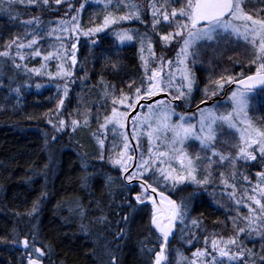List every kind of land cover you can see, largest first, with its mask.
<instances>
[{"label":"snow or ice","instance_id":"1","mask_svg":"<svg viewBox=\"0 0 264 264\" xmlns=\"http://www.w3.org/2000/svg\"><path fill=\"white\" fill-rule=\"evenodd\" d=\"M54 2L59 5L62 0ZM97 2L103 4L105 14L102 22L94 27L82 29L78 15H72L70 20L60 19L55 22V27L45 29L41 18L34 16L21 21L25 28L23 35L13 36L3 45L4 50H0V58L10 60L14 68L23 69L26 75H47L49 80L64 81L63 96L56 106L58 116L64 105V97L69 92L68 84L73 78V68L78 64L77 43H71L69 50L64 41L66 39L79 41L80 36L92 37L125 21L144 22V5L137 0ZM247 2L248 0H162V2L147 0L151 29L159 36L161 44L168 46L177 42L180 45L174 61L165 60L163 54L157 58L153 40L147 33H139L138 30L130 28H121L114 32L116 40L121 44L139 39L143 77L138 86L135 82L127 85L128 93L121 89L119 97L115 96L114 90L109 92L105 84V98L112 97L111 112L104 115L103 122L93 135L101 150L99 157L101 160L104 159L107 129L111 127L113 136L119 135L122 138V147L118 144L113 145L114 154L109 156V163L114 168H119L121 179L126 182L125 186L138 184L139 191L133 197L136 204L144 207L151 205L150 224L161 242L159 250L151 247L141 249L149 255L154 252L150 264H168L167 245L170 237L175 235L178 225L181 239L191 244L192 239L188 236L195 238V233L189 231L186 235V230L198 229L201 224L196 218L188 220L189 200L197 193L189 194L188 198L181 197L179 201L173 199L171 193L177 191L179 186L192 185L206 189L214 183L213 170L217 167L231 169L230 174L219 172V184L237 209L236 214L229 217L232 232L227 237L217 233L205 236V246L192 252L191 259L178 253L177 264H264V255H259L257 260V252L246 246V241L259 238L260 252L264 253V170L255 173L256 183L252 185L249 176L239 172L238 167L241 161L245 164L264 162V125L254 123L249 116L250 97L258 87L264 89V0H258L262 6L252 11L246 10ZM16 4L40 8L49 6L50 0H0V11L8 14L10 18H19L20 14L14 11ZM177 4L178 7L174 6ZM112 5H115V11L108 10ZM84 6L82 3L80 8L83 9ZM121 7L126 9L122 14L119 13ZM161 27L171 30L157 32ZM53 36L57 41L53 45L54 50L42 54L38 44L46 37ZM219 36L235 37L244 41L251 49V58L248 60L249 74L242 71L235 76L221 75L216 79L210 78L204 88L205 100H202L201 104L221 94L226 86L235 85L227 100L223 102L230 103L231 108L221 111L220 104H213L212 107L198 106L194 116L176 113L173 101L188 99L196 83L195 73L189 61L191 60L193 65L196 63L194 57L197 55L198 45L215 41ZM37 57L42 60L40 66L29 68L27 61ZM52 60L57 61L54 73L48 67V62ZM153 64L156 66L153 67ZM116 67L117 65L113 64V68ZM252 67L254 71H251ZM84 79L86 76L81 78ZM36 87L39 88L41 85L37 84ZM57 88H60L59 84ZM14 91L19 94L20 88L17 87ZM164 92L169 94V99L141 103L151 101ZM173 92L176 94L173 95ZM137 107H146L147 112H135L130 116ZM80 115L83 116L82 121L78 119L70 121L73 131L89 123V109H85ZM174 116L179 117L175 122ZM129 120L133 129L131 137L124 131ZM49 123L57 132L68 127L63 118L58 119V124L53 123L51 119ZM226 130L229 135L234 136V141L228 139L220 141L227 146V150H222L217 147V142L219 137L225 135ZM145 135L149 144L148 153L145 156L141 152L137 157L135 153L139 151V141ZM130 139L137 141V144L131 145ZM190 141L199 142L200 151L195 155L187 150ZM238 176L242 177L245 184L251 185L250 191L248 187L243 188V194L239 198ZM111 183L113 177L109 176L106 184ZM161 188L164 190H160ZM241 205L247 209L246 215L240 212ZM38 210L39 199L33 202L31 210L26 215L33 217L38 214ZM77 210L81 218L86 215L78 200L70 212ZM132 210L136 211L135 208ZM123 219L127 223L129 216L126 215ZM105 220L106 217L103 215L96 218L100 223ZM16 235L12 243L22 247L26 255V264H42V258L51 252V245L44 246L47 251L35 246L38 237L37 226L32 225L31 239L28 238V234L20 239H17ZM116 235L124 236L125 230L121 229ZM111 264H118L114 254Z\"/></svg>","mask_w":264,"mask_h":264},{"label":"trees","instance_id":"2","mask_svg":"<svg viewBox=\"0 0 264 264\" xmlns=\"http://www.w3.org/2000/svg\"><path fill=\"white\" fill-rule=\"evenodd\" d=\"M82 3L85 5L83 9L80 8ZM261 6L255 3V7ZM77 9L80 26L84 30L101 23L105 14L103 4L88 0H62L59 5L50 0L49 6L40 8L16 4L14 11L20 14L16 19L0 11V50H4L3 45L13 36L23 35L25 28L21 21L39 16L46 27L52 19H68L77 14ZM108 10L116 9L112 5ZM147 15L144 10V21ZM157 30L163 33L171 29L161 27ZM46 38L39 43L42 53L47 52L49 44L53 43L52 39ZM206 43L207 48L200 50L199 60H195L198 65L193 70L196 83L190 97L192 107L205 100L204 88L210 78L235 76L240 71L249 73L248 61H245L242 52L233 49L238 44L226 39ZM77 44L78 64L73 68L69 92L59 116L56 106L63 96V86L58 89L46 78L26 75L23 69L14 68L10 60L0 58V264H26L22 247L12 241L16 234L17 239L24 238L26 234L31 239L32 225L37 226L38 232L35 246L47 251L44 246L51 245V252L42 258V264H111L113 254L118 264H150L154 252L149 255L141 249L151 247L159 250L161 241L150 224L151 205L144 207L136 204L133 197L139 191L138 184L125 186L126 183L113 174L116 171L107 167V158H99L100 148L93 135L103 122L104 115L111 112L112 97L105 98V84L109 92L114 90L116 97H119L121 89L129 92V83L140 84L143 68L139 49L133 43L119 45L114 27L92 37L81 36ZM173 46L170 45L171 48ZM172 51L173 48L170 53ZM40 64L39 57L27 61L29 68L39 67ZM113 64L117 67L113 68ZM50 65H54V61ZM85 76L86 79L81 80ZM37 84L41 87L37 88ZM17 87L20 88L19 94L14 91ZM223 93L224 90L219 96ZM256 94L254 115L264 125V89L256 91ZM220 100L216 99L213 103ZM178 104L176 107L181 108L179 113L192 112L188 111L191 108L185 109L187 101L181 100ZM85 109L90 110L88 125H81L73 131L71 119L82 121L80 113ZM59 118L65 119L68 127L57 132L49 119L58 124ZM110 137L112 141L113 132ZM109 142L105 144L103 153L110 149ZM199 151L197 148L192 154ZM220 171L231 173L228 167H218L213 170L214 183L206 189L188 185L171 193L176 200L197 193L189 200L188 220L196 218L201 224L198 229L186 230V233L194 232L195 237L200 239L210 233L227 237L232 232L229 217L234 216L237 209L219 184ZM109 176L113 177L110 185L106 184ZM237 181L240 182H237V197H240L243 188L250 187L245 183L242 185L238 178ZM38 199V214L27 216L33 202ZM77 200L86 211L83 218L78 210L70 212ZM239 210L246 215L242 205ZM101 215L106 217L103 223L96 221ZM126 215L129 216L127 223L123 219ZM121 229L125 230V235L117 237ZM256 240L246 246L257 252L258 260L259 255L264 253L260 252L261 241L259 238ZM246 242L249 243V240ZM184 246L181 241L170 243L168 264H177L178 253L185 257L189 255Z\"/></svg>","mask_w":264,"mask_h":264},{"label":"rangeland","instance_id":"3","mask_svg":"<svg viewBox=\"0 0 264 264\" xmlns=\"http://www.w3.org/2000/svg\"><path fill=\"white\" fill-rule=\"evenodd\" d=\"M88 2H93V3H98L97 2V0H88ZM137 2H140V3H143V5H144V10H146L147 11V13H148V15L146 16V20L143 22V23H141L140 21H125V22H121L119 25H117V26H115L114 27V32L115 31H118L119 29H121V28H130V29H136V30H138V32L139 33H147L151 38H152V40H153V46H154V51H155V53H156V56H157V58H159L160 56H161V54H163V56H164V58H165V60H175V58H176V53H177V50L179 49V43H177V42H173V44H171V45H174L172 48H173V51L170 53V49H172L171 47H170V45H168V46H164V45H162L161 44V42H160V40H159V36L156 34V33H154L153 31H152V29H151V17H150V14H149V12H148V9H147V0H137ZM255 3L256 4H259L258 3V0L256 1V0H248V2H247V4L245 5V8H246V10H248V11H252L253 9H255V8H257V7H255ZM98 4H100V3H98ZM115 6V5H114ZM126 11V9H124L123 7H121L120 9H119V13H123V12H125ZM74 15H78V17H79V21H80V16H79V12L77 13V14H74ZM62 19H65V18H62ZM71 19V16L67 19V20H70ZM58 20H60L59 18H55V19H52V20H50V21H48L47 23H46V27H45V29L46 28H50V27H55V22L56 21H58ZM144 20V19H143ZM49 22H51V23H49ZM133 23H135L132 27H129V26H127L128 24H133ZM157 32H158V30H157ZM81 37V36H80ZM83 37V36H82ZM48 38V37H47ZM46 38V39H47ZM48 39H52V41H53V43L51 42V44H49V47H48V45H47V49H49L48 51H52V50H54V48L52 47L53 45H55L56 43H57V41L55 40V37L53 36V37H51V38H48ZM217 39H226V40H228V41H230V42H233V43H235V44H238L239 46H237V47H233V49H236V51H238V52H242V54H243V56H244V58H245V61H248V59H250L251 58V49H250V47L249 46H247L246 44H245V42L244 41H242V40H237L235 37H229V36H219V37H217ZM79 41H76V40H71V41H69V40H65L64 41V43L66 44V46H67V48H71V43H78ZM119 43V45H121V46H123V45H130V44H135L137 47H138V49H139V52H140V41H139V39L137 38L136 40H134V41H127V42H125V43H123V44H121L120 42H118ZM206 44H208V43H206V42H204V43H202V44H200V45H198V51H197V55L194 57V59L195 60H199L198 59V56L200 55V50H203L204 48H207V47H205L206 46ZM78 45V44H77ZM38 47H39V44H38ZM167 49V50H166ZM70 50V49H69ZM47 51V52H48ZM47 52H45V53H42V54H47ZM140 55H141V53H140ZM145 55H147V52H145ZM40 60H41V58H40ZM52 61H54V65H50V62L51 61H49L48 62V67H49V70H50V68L52 67V70H50V71H52L53 73L56 71V64H57V61H55V60H52ZM41 63H42V60H41ZM189 65H190V67L192 68V71L193 70H195L196 68L195 67H197V63H195L194 65L191 63V60L189 61ZM153 67H155L156 65L155 64H153L152 65ZM173 67H175V65H173ZM252 69V71H254L255 69H254V67H252L251 68ZM242 71H240L239 73H241ZM167 73V69H165V74ZM249 74V73H248ZM40 78H46V79H48L49 80V78H48V76L47 75H43V76H39ZM177 79H178V77H177ZM50 81V84H52V85H54V86H56L57 87V84H59L60 85V88L63 86V84H64V81L63 80H49ZM235 88V87H234ZM193 90H194V87H193ZM193 90H192V93H193ZM233 90V88L232 89H229V91H227L226 92V94H225V96L223 97V99H221L220 101H215L214 103L212 102L210 105H206V106H203V107H212L213 106V104H220L221 105V107H220V110L221 111H224V110H226V109H230L231 108V105H230V103H223L224 101H226L227 100V97H228V95L230 94V92ZM167 93V92H166ZM192 93H191V95H192ZM173 95H175L176 93L175 92H173L172 93ZM217 96H219V95H217ZM217 96H215V97H217ZM256 96H257V94H256V90L254 91V93L252 94V96L250 97V108H249V116L252 118V120H253V122L254 123H257L258 125H262L261 123H260V121L258 120V118L254 115V113H255V111H256V106H255V104H254V100H256L255 98H256ZM191 97V96H190ZM190 97L188 98V99H186V100H184V101H187V105H185V109H189V108H191L190 110H188V111H192L191 113H185L186 115H188V116H194L196 113H197V109L198 108H195V106L197 105V104H195L193 107L192 106H190L191 104H190ZM214 98V97H213ZM204 99H205V96H204ZM64 100H65V97H64ZM157 100H165V99H157ZM157 100H155L154 102H152V103H155ZM180 102V101H179ZM178 101H173V107H174V109H175V112L176 113H179L180 112V110L179 109H181L180 107H176L177 105H179L178 103H179ZM201 102V101H200ZM203 107H201V108H203ZM121 110H123V107L121 106ZM141 111H143V112H147V108L146 107H144V108H142V110ZM193 111H195V112H193ZM179 114H181V113H179ZM179 117L178 116H174L173 117V122H175L177 119H178ZM198 118V117H197ZM193 123L195 122V121H192ZM124 131H126V128L124 129ZM132 131H133V129H132V125H131V133H132ZM145 131H146V129H145ZM112 133V129H111V127H109L108 129H107V131H106V134H105V137H106V140H105V144L107 143V141L109 142V141H111V137H110V134ZM105 137H102V138H105ZM225 139H228V140H233L234 141V136H231V135H229L228 133H227V130H226V132H225V135L224 136H221V137H219V139H218V142H217V147L218 148H220V149H222V150H227V147H224V145L223 144H221V142L220 141H223V140H225ZM119 140V141H118ZM113 141H115V142H117V143H115V142H113ZM135 141V140H134ZM110 143V142H109ZM122 143H123V141H122V138L119 136V135H116L115 137L113 136V138H112V141H111V143H110V149L109 150H106L105 151V153H103V155H104V157H106L107 159H106V165H107V167L109 168V169H115V171H116V173H113V174H117L120 178H121V174H120V171H119V168H114L110 163H109V156L110 155H113L114 153H113V151H112V149H113V145L114 144H118V145H120L121 147H122ZM135 143L137 144V141H135ZM221 144V145H220ZM148 147H149V144H148V139H147V136L145 135V136H142L141 137V139H140V141H139V151L137 152V157L140 155V153L142 152L145 156L147 155V153H148ZM197 148H199L200 149V145H199V142L198 141H190L189 142V144H188V151L192 154V152L195 150V149H197ZM99 151H100V153H101V150L99 149ZM117 151H119V148H117ZM110 152V153H109ZM260 163H263V166L261 167L260 166ZM239 172H241V173H243L244 175H248L249 176V178H250V181H251V184L252 185H254L255 183H256V179H255V173L257 172V171H261V170H264V162H261V161H256V162H249V163H247V164H245L243 161H241L240 163H239ZM218 168V167H217ZM256 169H259V170H257L256 171ZM217 174V173H216ZM219 174V173H218ZM240 179V181L242 182V185L244 184V182L242 181V177H239L238 176V180ZM126 183V182H125ZM239 184H240V182H238ZM245 185V184H244ZM247 185H249V184H247ZM180 187H182V186H179V188L178 189H180ZM249 187H250V189H249V191L251 190V185H249ZM160 190H164L163 188H161ZM167 193V192H166ZM182 197H185V198H187V196H182ZM179 198V197H178ZM239 198V197H238ZM177 199V198H176ZM179 200H180V198H179ZM179 200H177V201H179ZM189 206H190V202H189ZM242 210H245L246 211V214H247V209L246 208H244L243 207V205H242ZM179 228H180V226L178 225L177 226V229H176V231H175V235L172 237V240H171V242L173 241V240H175V241H178V242H180L181 241V245H185L184 247H187V249H186V251L188 252V256H187V258H189V259H191V254H192V252H194L197 248H202V247H204L205 246V243H204V241H205V236L202 238V239H200L199 237H195V238H193V237H191V235H189L188 236V238L189 239H192V243L191 244H189L186 240H182L181 239V233H180V231H179ZM186 235H188V233H185ZM211 234V233H210ZM210 234H208L207 236H209ZM254 241L255 242H257V240H256V238L254 239V240H249V243H247L246 242V245H248V246H250L251 244L250 243H254ZM170 242V243H171ZM170 243H169V245H170ZM190 249H191V251H190ZM185 257V256H184ZM176 258H178V257H176Z\"/></svg>","mask_w":264,"mask_h":264},{"label":"water","instance_id":"4","mask_svg":"<svg viewBox=\"0 0 264 264\" xmlns=\"http://www.w3.org/2000/svg\"><path fill=\"white\" fill-rule=\"evenodd\" d=\"M234 87H235V85H228V86H226V88L224 89V93H223L221 96H217V97L212 98L211 100H207L205 104H201V102H199V103L195 106V108H198V106H199V107H203V106H206V105H210L214 100H216V99H222V98L225 96L226 92H227L229 89H232V88H234ZM256 90H262V89L258 87ZM163 98H167V99H168V98H169V94L166 93V92H164V93H160V94H158L156 97L152 98L151 101H142L141 103H142V104H146V103H149V102H153V101H155V100H157V99H163ZM140 108H141V107H137L132 113H130V116L133 115V114H135V112H139ZM130 127H131V121L129 120V121L126 123V126H125V128H126V132H127V134L129 135V137H131ZM130 143H131V145H133V146L136 145L135 141H134V140H131V139H130ZM135 155L137 156V152L135 153ZM154 230H155V229H154ZM173 236H174V235H173ZM173 236H172V237H173ZM172 237H170V242H171V240H172ZM170 242H169V243H170ZM169 243H168V245H169ZM168 245H167V246H168Z\"/></svg>","mask_w":264,"mask_h":264},{"label":"flooded vegetation","instance_id":"5","mask_svg":"<svg viewBox=\"0 0 264 264\" xmlns=\"http://www.w3.org/2000/svg\"><path fill=\"white\" fill-rule=\"evenodd\" d=\"M256 178V177H255Z\"/></svg>","mask_w":264,"mask_h":264}]
</instances>
